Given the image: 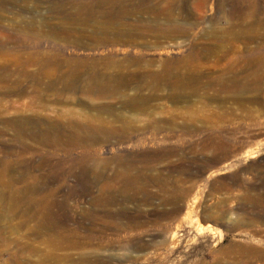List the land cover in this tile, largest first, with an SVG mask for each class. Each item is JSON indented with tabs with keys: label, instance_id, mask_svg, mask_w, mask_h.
Here are the masks:
<instances>
[{
	"label": "rangeland",
	"instance_id": "374dc122",
	"mask_svg": "<svg viewBox=\"0 0 264 264\" xmlns=\"http://www.w3.org/2000/svg\"><path fill=\"white\" fill-rule=\"evenodd\" d=\"M0 74V264H264V0H11ZM124 164L144 188L111 203Z\"/></svg>",
	"mask_w": 264,
	"mask_h": 264
},
{
	"label": "bare ground",
	"instance_id": "6f19581e",
	"mask_svg": "<svg viewBox=\"0 0 264 264\" xmlns=\"http://www.w3.org/2000/svg\"><path fill=\"white\" fill-rule=\"evenodd\" d=\"M9 1H11V0H0V5H1V3H7V2H9ZM80 8H78V14L79 15H81L82 13H85V11H84V7H85V4H84V2H81L80 4ZM88 13V12H87ZM93 13V11H91L89 14H92ZM18 35H20V34H18ZM17 36V35H16ZM17 39V38H16ZM117 64V63H116ZM119 65V64H118ZM70 67V66H69ZM118 68V66H109V68H106L105 67V69H110V68ZM74 68V67H73ZM72 68V69H73ZM119 70V71H118ZM122 70L123 69H121L120 67L117 69V71L119 72H115V73H112V74H108L107 72H104V71H99V70H97L96 72H94V73H91L90 74V78H91V80H93V81H95L96 83H97V85L99 86L98 88H97V90H99V91H103V90H106L107 88H108V86H107V80L105 81V82H103V79L105 78V79H112V78H115V77H118L119 79H124L125 78V76H124V72H122ZM74 71V70H73ZM75 71H78V73L77 72H75L76 74L74 75V72L73 73H71V75H73V78L74 77H76V76H78V74H79V70H75ZM17 72V74H19L20 76L21 75H25V76H28L30 73L29 72H25L24 70H18V71H16ZM20 72H21V74H20ZM64 74V73H63ZM33 75V74H32ZM39 75H41V76H39L38 78H40V79H45V76H49V74H39ZM130 75H131V73H130ZM133 75V74H132ZM4 77H6L5 75H2V74H0V80H2ZM72 77V76H71ZM80 77V76H79ZM133 77V76H132ZM64 80V81H66V82H69L72 78H69V76H68V78L67 79H64L63 77H60V79L59 80ZM73 80V79H72ZM119 83V82H118ZM120 86H123V85H120ZM10 91V90H9ZM13 91V90H12ZM4 93V92H3ZM10 93V92H9ZM2 94V93H1ZM135 100V99H134ZM135 107H137V105H134ZM25 117V116H24ZM20 118V117H19ZM21 119H19V122H17V124H18V126L19 125H21L23 128H19V130L17 131V136H19V137H21V138H24V137H26V136H32V137H36V138H38V140L40 141V142H46L47 141V138L48 137H46V136H43V135H41V134H39V133H37V131L36 132H34V133H30V134H28V132L26 131V130H29V129H26V127H24V126H26V124L27 123H32L31 122V118H25L24 119V121H20ZM16 121L17 120H15V119H10L9 120V123H11V124H15L16 123ZM34 123V122H33ZM90 124V123H89ZM89 124H87V123H82V122H77L76 124H74V127H72L71 129H69V134H70V137L69 138H67L66 140H65V133H64V128H62L59 124H57V123H52L51 125H50V127L47 129V130H45V134L46 133H54V134H56V140H55V145H57V146H60V147H62V146H66L65 145V143L66 142H70L72 145H70V146H67V149H75V148H87V143H88V146H90V144H94V142H99V141H107V140H109L110 138H111V136L115 133H118V134H120V131H117L118 130V128H114V131H112V132H110V131H108V130H106V128H105V126H103L102 124H92V126L93 127H91ZM9 125V124H8ZM36 125V124H35ZM37 126V125H36ZM64 126V125H63ZM104 127V128H103ZM25 128V129H24ZM33 128H35V127H33ZM107 129H109V128H107ZM111 129V128H110ZM40 131V130H39ZM38 131V132H39ZM114 134V135H115ZM50 139V138H49ZM51 142H53V141H51ZM50 142V143H51ZM65 142V143H64ZM43 144V143H42ZM89 148H91V147H89ZM85 161H87V159L85 160ZM85 161H82V162H85ZM88 161H90V160H88ZM91 161H93L92 163L94 164V167H95V170H97V167L99 168V167H101V168H106L107 167V163L108 162H104V161H101V162H97V160H94V159H91ZM120 163V162H119ZM118 163V165H122V164H119ZM124 163V162H123ZM83 165V164H82ZM125 165V164H124ZM123 165V166H124ZM128 165V164H127ZM127 165H125L124 167H126L124 170H119V168L118 167H116V166H114V167H112L113 169H112V175H110V180L109 181H105V182H110L109 184H107V185H109L108 186V189H109V191H110V189H112V191L113 192H115V194H113V196L112 197H110L107 201H109V202H111V203H117V201H118V194H120L121 196H123V197H127V198H131L129 195L131 194L132 195V193H130L129 194V192L130 191H133V190H138L139 191V189H142V188H144V186L142 185V183H144V182H141V180H140V176H130V166L129 167H127ZM43 166H46V165H43ZM43 166H42V169H43ZM122 166V167H123ZM147 166V165H146ZM145 166V167H146ZM35 167H37V168H39L38 167V165H35ZM120 169H122L121 167H120ZM95 170H94V172H95ZM102 171V172H101ZM100 172V174H102V173H104L105 172V169H102ZM97 172H98V170H97ZM97 172H95V173H97ZM99 173V172H98ZM97 173V174H98ZM90 174H93V173H88V176L90 175ZM86 175H87V172H86ZM48 176V175H47ZM91 176V175H90ZM102 178V177H101ZM151 180L153 181V182H158V180L155 178V177H152L151 178ZM106 186V184L104 185V187ZM28 187V186H27ZM99 187V186H98ZM25 189V188H24ZM23 189V190H24ZM27 189V188H26ZM28 189H30V187L28 188ZM27 189V190H28ZM105 189V188H104ZM33 190V189H32ZM34 191V190H33ZM33 191H30V192H32L33 193ZM143 191V190H142ZM142 191H140V192H142ZM146 191H147V189H146ZM112 192V193H113ZM137 191H134V193H136ZM28 193V192H27ZM111 193V192H110ZM147 193V192H146ZM24 194H26V193H24ZM30 194V193H29ZM110 195V194H109ZM148 195V194H147ZM21 197V196H20ZM101 198L102 197H99V199H100V202H101ZM104 198V197H103ZM105 199H106V197H105ZM41 201H43V198L41 199ZM94 201V203L96 202L97 203V201H96V199H94L93 200ZM93 201H91V202H93ZM105 201H103L102 203H104ZM93 203V204H94ZM176 206V205H175ZM175 208H177V210H179L180 208H178L177 206L176 207H174L173 209V211H171L170 213L172 214V213H175V212H177V210L175 209ZM168 213V212H167ZM198 227V230L199 231H202V230H204V227L203 226H206V225H203V224H200V225H197ZM176 236V234H174L173 236H172V240H174V238H176L175 237ZM78 242H76V244H77ZM175 243V242H174ZM125 246V245H124ZM144 246H146V245H144ZM128 247V246H127ZM122 249H129V248H123L122 247ZM113 257V256H112ZM259 257V256H258ZM130 258V254H122V255H115L112 259H114V260H116L117 262H121L122 261V259H129ZM84 259L82 258V261H83Z\"/></svg>",
	"mask_w": 264,
	"mask_h": 264
}]
</instances>
